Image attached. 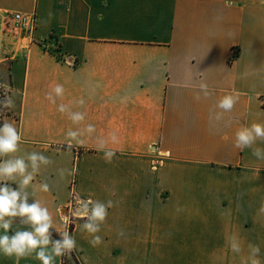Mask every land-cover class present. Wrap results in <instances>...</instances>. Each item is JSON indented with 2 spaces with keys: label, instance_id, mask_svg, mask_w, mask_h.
<instances>
[{
  "label": "crops",
  "instance_id": "crops-1",
  "mask_svg": "<svg viewBox=\"0 0 264 264\" xmlns=\"http://www.w3.org/2000/svg\"><path fill=\"white\" fill-rule=\"evenodd\" d=\"M5 12L35 14L24 48L27 39L3 30ZM56 84L65 91L52 103ZM228 93L239 98L223 112L217 102ZM0 96L14 103L0 104V124L22 135L13 155L52 160L29 203L49 209L53 240L65 230L76 240L55 264H250L249 245L264 264V160L234 146L238 128L264 124V0H0ZM61 104L85 119L74 124ZM88 124L95 132H84ZM97 138L115 152L110 162ZM71 192L114 202L99 245L84 219L66 229ZM15 219L13 231L31 230ZM0 264L15 258L0 253ZM19 264L41 262L33 253Z\"/></svg>",
  "mask_w": 264,
  "mask_h": 264
},
{
  "label": "clouds",
  "instance_id": "clouds-1",
  "mask_svg": "<svg viewBox=\"0 0 264 264\" xmlns=\"http://www.w3.org/2000/svg\"><path fill=\"white\" fill-rule=\"evenodd\" d=\"M200 90L205 96H208L207 84L201 83ZM64 87L62 84H56L51 92L46 94V98L55 103V96H63ZM200 99L199 95L195 97ZM238 94L228 93L223 95L217 102V107L223 112H230L238 100ZM79 105L84 104L83 99L77 101ZM0 104L4 108L14 107L11 98L5 97ZM57 110L61 113L69 112V118L74 124L85 119L83 112H70L66 105H59ZM221 114L216 115V119H220ZM84 132L91 134L95 132V126L88 124ZM66 136L78 143L81 132L79 130H69ZM113 143H118L115 132L110 134ZM264 141V124L252 123L250 126H241L235 132L234 146L240 150L245 148L252 149V155L259 160H264V149L253 147L256 141ZM22 135L18 131L13 122H4L0 124V253L4 256L15 258V264H19L21 259L35 254V259L41 264H55L57 257H62L66 253H70L76 248L75 238L67 231L59 234L60 239L53 240L50 229H53V218L49 209L44 206L40 200L33 199L29 203V197L32 193L29 188L33 187V181L36 176L41 173L42 167H47L52 163L50 157L45 156L41 152L32 151L23 155H13L20 151V143ZM108 140L97 138L98 150L104 151L106 162H110L115 152L112 150H104ZM64 169H60L61 177L65 174ZM77 169L73 167L68 173L74 175ZM15 185V187H13ZM39 190L47 192L49 185L46 182H40ZM114 206V202L109 199L103 201H81L74 210V215L84 219L81 225L82 231L92 235L90 243L93 246L102 243V237L96 235L100 232L101 224H103L108 216V209ZM264 211V208L261 209ZM15 218H19V224L30 226L31 230L17 228L12 230ZM65 223L68 217H64ZM11 230V235L9 234ZM122 234V233H121ZM228 243L231 251L239 253L241 251L240 242L236 235L228 237ZM260 255V247L258 245H249V261L250 264H260L257 258Z\"/></svg>",
  "mask_w": 264,
  "mask_h": 264
},
{
  "label": "built area",
  "instance_id": "built-area-1",
  "mask_svg": "<svg viewBox=\"0 0 264 264\" xmlns=\"http://www.w3.org/2000/svg\"><path fill=\"white\" fill-rule=\"evenodd\" d=\"M1 25L4 31L9 32L10 35L18 39H27L26 44H22L24 48L28 43L32 42L33 31L36 25L35 14H27L21 12H5L1 14ZM91 200L90 197H79L74 192H71L68 198L67 205L65 207L64 217H68L66 229H69L74 221L79 218L75 216L74 210L78 207L81 201ZM65 222V220H64Z\"/></svg>",
  "mask_w": 264,
  "mask_h": 264
},
{
  "label": "rangeland",
  "instance_id": "rangeland-1",
  "mask_svg": "<svg viewBox=\"0 0 264 264\" xmlns=\"http://www.w3.org/2000/svg\"><path fill=\"white\" fill-rule=\"evenodd\" d=\"M0 99H1V96H0Z\"/></svg>",
  "mask_w": 264,
  "mask_h": 264
},
{
  "label": "trees",
  "instance_id": "trees-1",
  "mask_svg": "<svg viewBox=\"0 0 264 264\" xmlns=\"http://www.w3.org/2000/svg\"><path fill=\"white\" fill-rule=\"evenodd\" d=\"M70 228H71V226H70Z\"/></svg>",
  "mask_w": 264,
  "mask_h": 264
}]
</instances>
